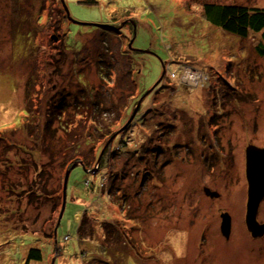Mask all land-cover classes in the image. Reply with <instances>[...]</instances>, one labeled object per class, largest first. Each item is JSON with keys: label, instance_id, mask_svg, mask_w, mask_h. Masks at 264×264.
<instances>
[{"label": "rangeland", "instance_id": "rangeland-1", "mask_svg": "<svg viewBox=\"0 0 264 264\" xmlns=\"http://www.w3.org/2000/svg\"><path fill=\"white\" fill-rule=\"evenodd\" d=\"M88 1L64 0L67 45L84 41V55L61 66L39 24L49 11L36 19L31 0L25 11L0 0V264H264V235L245 220L247 149L264 148L261 33L230 35L203 13L264 0ZM115 19L124 42L91 28ZM128 44L141 51L134 101ZM78 156L87 167L70 170ZM31 248L41 261L27 263Z\"/></svg>", "mask_w": 264, "mask_h": 264}, {"label": "trees", "instance_id": "trees-1", "mask_svg": "<svg viewBox=\"0 0 264 264\" xmlns=\"http://www.w3.org/2000/svg\"><path fill=\"white\" fill-rule=\"evenodd\" d=\"M17 1H18V6L16 8L19 11H23V9L25 11V7H26L27 3L30 2V0H17ZM31 1L33 3V8L35 11L34 18L37 19L38 15L39 14L41 15L43 13L42 11H45V10L49 11V20H50L49 24H46V23H44V24L39 23V24L42 28L44 26H46V28L49 29L48 33H50V34L52 33V37H51L52 40H58V42H56V44L51 40L55 45V47H54L55 51H54V53H51V57H50L51 62L55 61L52 64L57 65L59 63V64H61V66H65V64L68 63L69 57L71 58V60H74L75 63H78L79 60L77 58L84 55V54H82V51L84 48L83 47L84 41H82V44H81L82 46H81L80 51H73V49L67 45L68 30L69 29H67L66 26L68 25L67 22L69 23V21L72 22L73 20L70 17V14L68 13L69 11L67 9L66 4L64 3V0H31ZM88 2L92 3L91 0H89ZM203 13H204L205 19L211 25L223 30L224 32H226L230 35L245 39L249 36L250 33H261L262 44H260V46L258 47V50H259V53L262 56H264V47H263L264 46V8L246 7V6L239 5V4H219V3L215 2V3H205ZM116 23H117V21L115 19L109 25L108 24L103 25L101 28L99 25H92L91 28H93V29L97 28L99 30L101 29L102 34H104V35L109 34L111 36L110 38L116 37L120 41L124 42L123 39L124 38L127 39L128 37H127V35H125L122 32L123 28L119 31V27ZM87 25L83 24L82 26L88 27ZM119 32H121V34L123 36L122 35L120 36ZM82 40H83V37H82ZM110 48H112V47H106V50L113 52V49L110 50ZM55 52L58 55L57 59L55 58ZM139 52L141 53V51H137V50L133 49L132 46L130 47L129 44L126 48L122 47L121 51H120V56L123 58V64L125 63L129 66L127 72L131 74L130 81H131V85L133 86V89H134V94L130 98V100L132 99L133 101L135 100L133 98H136V94H137L136 89L138 90V87H139L138 83H137L138 76H139V70H140V61H141ZM111 56H113V59H115L116 61L118 60L119 63L121 62L118 58L116 59L114 55H111ZM101 62H103V63L107 62L108 65L112 64V63L106 61L103 57H101V59H100V63ZM50 68H51V65H50L49 69ZM113 68H114V65H112L110 67V69H112V70H113ZM133 69H137L136 72H134L135 70H133ZM55 70L56 69L54 68L53 69L54 73H55ZM110 72L111 71L109 70V72L106 73V76L108 78H110L109 77ZM59 74L60 73H58V75ZM82 74H83V72H79L78 74L76 73V75L78 76L79 79H80V75H82ZM42 75H44V72L41 70L39 76L41 77ZM132 75H133V77H132ZM108 80L109 79H107V80L105 79V81H108ZM126 104H127V102H126ZM57 106L64 107L65 101L62 99L58 103ZM87 106L88 105H82V104L79 105V107L84 108V110H85V108H87ZM128 106L125 108V110L128 108ZM94 107L95 106H93V105H89L87 110L90 109V112H91V110ZM135 111L137 112V109ZM64 112H65L64 110L60 111V113H64ZM91 120H93V119H91ZM2 137H3V134H1L0 140H2ZM12 138L13 137H10L7 140L9 145H11L12 144L11 142H13ZM15 148H20L22 150V152L24 151L25 153H27V148H25V146H15ZM12 155L13 156H11V154H10L9 159H11V157H13V158L16 157V161L20 160L19 159L20 156H18V152L14 153ZM100 155H102V154H100ZM102 156H101V160H102ZM77 158L78 159L74 160L72 163L69 164V167H68L69 169H71L74 166V164H76L77 162H82L83 164H85V167H87V163L84 159L80 158L79 156ZM36 201H38V198ZM62 205H61V207H62ZM83 223H84V221L82 222V224ZM82 227H83L82 225L80 227H78V235L81 236L80 237L81 239H83V237H84L82 235L84 232L81 231L84 229ZM55 236H56V233H55V231H53V233L49 234L48 237L53 238V240H54ZM41 260H42V251L38 248H31L28 252L27 263L29 261H41Z\"/></svg>", "mask_w": 264, "mask_h": 264}, {"label": "water", "instance_id": "water-1", "mask_svg": "<svg viewBox=\"0 0 264 264\" xmlns=\"http://www.w3.org/2000/svg\"><path fill=\"white\" fill-rule=\"evenodd\" d=\"M80 24H87V23H80ZM94 25H99V24H94ZM69 173L70 172H68L66 175V180L64 184L63 206L60 212L59 221L65 209L66 190H67ZM247 180L249 184V189H248V201H247V211H246V219H245L246 226L248 231L251 233V235L254 238H258L264 235V224H260V222L258 221V212H259L260 204L264 200V148H259L257 146L251 145L247 149ZM222 218H223V222L221 226V231L226 238H229L231 232V217L228 214H224Z\"/></svg>", "mask_w": 264, "mask_h": 264}, {"label": "bare ground", "instance_id": "bare-ground-1", "mask_svg": "<svg viewBox=\"0 0 264 264\" xmlns=\"http://www.w3.org/2000/svg\"><path fill=\"white\" fill-rule=\"evenodd\" d=\"M140 2V1H139ZM114 15H116V16H118V14L117 13H114ZM74 21V20H73ZM82 25V24H81ZM99 26H100V28L103 26V24H99ZM126 35V34H125ZM132 41V40H131ZM130 46V45H129ZM186 80L188 81V82H195V80L197 79L195 76H193L191 73H190V71L188 70L187 72H186Z\"/></svg>", "mask_w": 264, "mask_h": 264}, {"label": "flooded vegetation", "instance_id": "flooded-vegetation-1", "mask_svg": "<svg viewBox=\"0 0 264 264\" xmlns=\"http://www.w3.org/2000/svg\"><path fill=\"white\" fill-rule=\"evenodd\" d=\"M260 211H261V209H260ZM258 214H259V212H258ZM258 221H259V219H258ZM259 222H260V224H264V221H259ZM249 233H250V232H249ZM250 234H251V233H250ZM251 236H252V235H251ZM253 238H254V237H253ZM262 238H263V237H261V238H260V237H258V238H254V239H256V240H257V239H262Z\"/></svg>", "mask_w": 264, "mask_h": 264}]
</instances>
